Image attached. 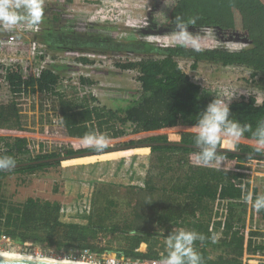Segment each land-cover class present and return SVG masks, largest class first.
I'll use <instances>...</instances> for the list:
<instances>
[{"label":"trees","instance_id":"trees-1","mask_svg":"<svg viewBox=\"0 0 264 264\" xmlns=\"http://www.w3.org/2000/svg\"><path fill=\"white\" fill-rule=\"evenodd\" d=\"M161 12L169 20L175 15L189 23L195 20V25L188 27L194 34H199L200 29H212L219 41H236L244 46L235 49L210 43L202 46L203 51L196 52L179 42L164 40L159 43L116 42L111 34H101L91 27L81 32L57 30L51 25L58 20L56 12L49 21L41 23L45 26L42 39L50 48L116 50L143 56L119 64L122 68L138 70L142 94L139 100L123 108L105 107L97 102L94 94L81 92L94 83L85 77L79 78L70 94L66 93L60 88L61 73L70 66L64 64L46 66L36 77L31 70L23 76L11 72L7 79L12 85L23 84L28 92H36L42 97L54 96L57 104L51 109L56 111L58 122L69 137L83 139L87 134L95 133L111 139L134 134L127 142L109 144L104 149L133 143L194 144L197 117L208 103L177 60L192 61L193 69L203 62L223 67L241 66L251 70L252 76L264 75V0H178L175 8L166 7L164 0H153L148 13L149 26L139 33L158 34L172 30L171 24L159 25L163 18ZM110 16L117 18L118 15L115 12ZM80 60L87 61L85 58ZM0 99V156H10L17 163L60 155L53 151L23 157L27 153V140L23 135L27 115L21 112L11 95ZM229 108L230 116L253 129L264 120V97L260 104L255 103L252 95L241 97L231 101ZM255 143L251 132H246L235 150L252 153ZM218 147L232 149L223 139ZM86 151L97 149L82 144L65 149L64 155ZM195 151L188 146L153 144L2 169L0 235L19 244L31 243L56 253L73 254L75 258H81L87 251L95 254L99 263H104V256L112 253L124 262H142L163 260L167 235L183 228L205 236L204 241L194 243L203 264H264V259L251 258L264 252V241L252 238L264 236L257 226L264 222V209L257 212L252 205L250 216H244L245 201L255 200L260 194L256 187L243 182L245 173L241 171L245 169V162L264 163V153L253 156L218 150L223 156L222 161L205 166L196 160ZM134 154H149L141 183L126 186L110 182L88 183V191L80 193L81 200L75 204L35 196L15 200L4 191L3 179L10 174L33 173L60 164L93 163ZM213 235L217 237L215 243L211 240ZM141 244L146 246L144 251L139 249Z\"/></svg>","mask_w":264,"mask_h":264},{"label":"rangeland","instance_id":"rangeland-1","mask_svg":"<svg viewBox=\"0 0 264 264\" xmlns=\"http://www.w3.org/2000/svg\"><path fill=\"white\" fill-rule=\"evenodd\" d=\"M153 0H43L44 14L42 21H49L51 16L58 12V20L51 25L55 29L62 31L70 30L74 32L86 31L87 28H93L101 34L112 35V39L116 42H131L134 40H143L151 43L178 42L175 40L174 33L171 30L151 34L149 32L140 34L139 31L149 26L148 19L149 10L152 7ZM116 3V6L114 5ZM117 12V18L111 17V13ZM103 17V19L101 18ZM103 20V21H102ZM42 23V22H41ZM37 28H30L26 32L16 28L13 31H0V40L3 42H27L40 43L44 46H38L37 49L43 51V57L23 56L22 64H26L25 73L27 75L29 68H35L40 65L51 66L53 64H64L70 68L61 73V86L66 93L72 92V86L78 85L79 76H85L93 80V84L89 87L81 89L86 94L92 93L97 98L99 104L109 108L125 107L128 104L138 101L141 97V87L138 81V70L135 68H122L119 64L127 61H135L143 57L133 53L124 51L109 50L101 52L94 49H68L54 50L50 48L42 39V24ZM48 23V22H47ZM104 29L107 33L100 32L98 29ZM93 30V31H94ZM200 35L202 46L220 45L228 48H237L236 41H219L216 33L212 29H203ZM62 36H59L61 39ZM28 45V44H27ZM243 45V44H242ZM230 46V47H229ZM94 53L99 55L97 58V66L90 67L94 60H90L86 54ZM18 56L19 53L17 52ZM15 58V55L12 54ZM81 58H88L86 62L80 61ZM54 60V61H52ZM179 67L188 74L192 79L195 77L199 82L209 89L214 84H220L223 87L235 89L238 92H244L246 95H253L262 100L264 97V75L257 73L251 75V70L241 67H223L211 65L201 62L197 68L191 67L192 61L179 58L177 60ZM62 92V90L60 89ZM73 94V93H72ZM211 95V92H209ZM11 95L9 86L5 81L0 83V98ZM213 99V98H212ZM234 99V97H233ZM1 100V99H0ZM232 100V99H231ZM55 97H42L39 94L28 92L22 103L25 104L27 124L24 127L27 131H36L39 134L44 133V126L48 124L49 135L55 143H61L63 147L73 148L83 144V139L69 137L65 134L63 126L54 124L52 106L57 104ZM211 102V100H210ZM231 102V101H230ZM229 102V103H230ZM55 129L58 133L55 134ZM166 130V129H165ZM134 134L130 133L118 138L106 139L107 145H118L127 142ZM137 139V137H136ZM148 156L134 154L128 157H120L118 159L107 158L102 161L93 163H78L59 167H51L45 170L35 171L25 174H10L3 179V187L6 195L11 196L15 200H23L27 196L41 197L51 200H59L64 204H75L81 200V194L84 190L88 191L89 184L92 182H110L115 185L139 184L146 173L148 167ZM123 161V162H121ZM121 162V164H120ZM247 162L250 165L244 168L248 171L245 173V180L252 187H256L259 194H264V163ZM246 163V162H245ZM235 166V164H232ZM105 167V168H104ZM89 183V184H88ZM253 198L245 201V214L249 217V210L253 205ZM251 212V211H250ZM262 222V221H261ZM260 229H264V222L260 223ZM0 248H5V244L0 243ZM113 245H115L113 243ZM145 244H141L140 250L144 251ZM16 249V250H15ZM17 252L36 253L42 255H53L55 257L72 258L73 254L68 255L64 252L56 253L53 250L42 248L39 245L14 242L13 249ZM114 253L105 255L102 262L113 264L119 261L122 264L126 262L117 258ZM253 259H264V252H258L251 256ZM82 259V258H75ZM98 261V257L92 254L89 259ZM94 261V260H93ZM129 264V263H126Z\"/></svg>","mask_w":264,"mask_h":264},{"label":"clouds","instance_id":"clouds-1","mask_svg":"<svg viewBox=\"0 0 264 264\" xmlns=\"http://www.w3.org/2000/svg\"><path fill=\"white\" fill-rule=\"evenodd\" d=\"M166 7L175 8L178 0H164ZM162 13V20L159 25H172L171 32L175 40L183 46L190 47L193 51L201 52L203 47L200 35L188 30L189 25H195V20L186 22L180 15L174 19ZM43 0H0V28L6 31H13L18 25H26L29 28H37L43 20ZM231 96H214L205 108L199 112L196 120V131L194 133L195 158L202 165H210L222 161L223 156L218 154V146L222 139L232 149H235L244 133L251 132L252 138L256 141L252 155L264 153V120H260L255 129L249 124H242L239 120L230 116L229 102ZM86 147L103 150L106 146V137L102 134L89 133L83 138ZM15 161L10 156H0V170L12 169ZM253 207L257 212L264 209V194L257 195ZM133 235L135 233H132ZM205 236L195 230L178 229L170 232L166 238V253L163 255V264H203L201 254L194 247L196 241H204ZM213 243L217 237H211Z\"/></svg>","mask_w":264,"mask_h":264},{"label":"built area","instance_id":"built-area-1","mask_svg":"<svg viewBox=\"0 0 264 264\" xmlns=\"http://www.w3.org/2000/svg\"><path fill=\"white\" fill-rule=\"evenodd\" d=\"M103 21V20H102ZM16 28H19L21 30H23L22 32H26V30L28 31L30 28L27 27L26 25H18ZM15 28V29H16ZM32 29V28H31ZM34 29V28H33ZM98 29V28H97ZM4 30L3 28H0V31ZM100 32L103 33H107L106 30L104 29H98ZM28 44V45H27ZM37 45L39 46H44V44H36V43H32L29 44L27 42H2L0 40V83L5 81V84H7L9 86L10 92H11V96L13 98V100L15 101L16 105L20 107L21 112L24 114L26 113V108H25V104L22 103V100L24 99L25 95L28 94V90H26L23 86V84L20 85H12L11 83H9L7 76L9 73L11 72H17V73H25V68H26V64H22L21 61H16L18 60H22L23 56H29L30 54H32V56H37L39 57H43V51L42 50H38L36 47ZM238 47L235 49H239L241 47H243L244 45L242 44H237ZM230 47V46H229ZM19 53V55L17 56L16 53ZM12 54L15 55V58L12 57ZM86 56L92 61L94 60V62L92 64H90V67L93 66H97V62L98 61L97 58L99 57V55L94 54V53H87ZM88 58H85L88 60ZM54 61V60H52ZM81 61V60H80ZM88 63V62H86ZM46 65H40L38 67L35 68H29V70H31V72H33V75L36 77L39 75L40 71L45 68ZM227 68H230V66H225ZM29 70L27 72V74L29 73ZM80 77H85V76H79ZM190 80L192 82H194L195 84H197L200 88V92L201 95L205 96V101L207 103L210 102V100H212V98H214V96H231L233 94L234 91H236L235 89H230V88H226L221 86L220 84H214L210 89L208 87H205L204 85H202L201 82H199V80H197V78L195 77L194 79H192L189 76ZM19 88L16 91H13L12 88ZM209 92H211V95L209 94ZM238 93V91H236ZM250 95H246L243 91L239 92L238 95H234V99L232 97V100H238L241 97H248ZM253 96V95H252ZM255 98V103L256 104H260L263 100H258L257 97L253 96ZM54 114V117L52 118V122L54 124H58L61 126V124L58 122V115L56 113V111H52ZM58 133V130L55 129V134ZM49 130H48V124H45L44 126V133L43 134H39L38 132H34V131H27L24 130L23 131V135L26 137V148H27V153L26 155H24L23 157H35L38 154H46V153H50V152H58L60 155H64V150L66 149L65 147L62 146V144L59 143H55L50 135H49ZM245 166L250 165L249 163H245ZM252 166H255V162H252ZM241 171H248L246 169H242ZM243 182H246L245 178L242 179ZM261 231L264 232V229H261ZM253 240L256 239L258 240H263L264 241V236L262 238H257V237H252ZM0 243L5 244V248H0V249H13V244L14 241L9 238L6 235H0ZM1 246V245H0ZM16 250V249H15ZM83 255L81 258L82 259H89V257L92 256V253H89L87 251L83 252ZM68 257V256H67ZM75 258V257H72ZM91 260V259H90ZM95 260V259H92ZM115 263L117 264H122L123 262H119L116 261ZM129 264H163V260L160 259H147V260H143L142 262H126ZM125 263V264H126Z\"/></svg>","mask_w":264,"mask_h":264},{"label":"water","instance_id":"water-1","mask_svg":"<svg viewBox=\"0 0 264 264\" xmlns=\"http://www.w3.org/2000/svg\"><path fill=\"white\" fill-rule=\"evenodd\" d=\"M153 144H159V145H179V146H188V147H194V144H185V143H174V142H151V143H133L130 145H123V146H118V147H109L103 150H97V151H86V152H81V153H73V154H68V155H59L57 157L53 158H46V159H40V160H32V161H24V162H17L15 163V167L21 166V165H26L28 163H36V162H42V161H49L53 159H58V160H64V159H71V158H76V157H83V156H88V155H95V154H100V153H105V152H110V151H116V150H121V149H131V148H136V147H148ZM219 151H228L231 153H238V154H247V155H252L251 153H246V152H241L235 149H224L218 147ZM255 156H262L259 154H255ZM0 264H58V263H50V262H43V261H36V260H28V259H19V258H9V257H0Z\"/></svg>","mask_w":264,"mask_h":264},{"label":"bare ground","instance_id":"bare-ground-1","mask_svg":"<svg viewBox=\"0 0 264 264\" xmlns=\"http://www.w3.org/2000/svg\"><path fill=\"white\" fill-rule=\"evenodd\" d=\"M0 257L28 259V260H36V261L58 263V264H113L109 262L99 263L93 260L75 259L68 257H55L53 255H42L36 253L17 252V251L2 250V249H0Z\"/></svg>","mask_w":264,"mask_h":264}]
</instances>
